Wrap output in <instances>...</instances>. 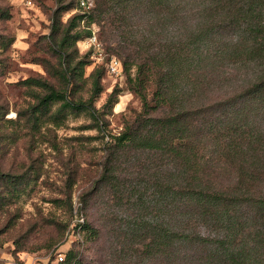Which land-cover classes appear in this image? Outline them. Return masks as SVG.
I'll return each mask as SVG.
<instances>
[{
	"label": "trees",
	"instance_id": "obj_1",
	"mask_svg": "<svg viewBox=\"0 0 264 264\" xmlns=\"http://www.w3.org/2000/svg\"><path fill=\"white\" fill-rule=\"evenodd\" d=\"M63 10L49 34L58 60L43 58L54 79L19 81L37 99L30 121L60 125L66 108L89 114L106 150L93 188L155 211L132 228L162 264H264V0H94L67 21ZM100 21L142 99L117 133L92 101L104 69L85 76L77 46ZM89 80L91 97L76 95ZM86 222L82 230L94 228ZM78 253L60 264H83Z\"/></svg>",
	"mask_w": 264,
	"mask_h": 264
},
{
	"label": "rangeland",
	"instance_id": "obj_2",
	"mask_svg": "<svg viewBox=\"0 0 264 264\" xmlns=\"http://www.w3.org/2000/svg\"><path fill=\"white\" fill-rule=\"evenodd\" d=\"M78 3L0 0V261L60 264L75 247L83 264H162L146 252L148 239L132 228L135 217L149 218L155 211H141L134 197H121L109 185L93 188L106 150L97 129L89 126V114L66 108L60 125L29 119L37 99L19 81L41 75L54 79L43 61L58 60L49 39L53 16L62 6L64 21L87 10ZM100 22L90 26L111 53L115 39L105 38ZM86 24V17L79 21L81 27ZM89 36L77 42L80 55L89 60L84 74L104 69L103 90L92 101L117 133L126 118L142 110V99L129 87L125 70L110 74L94 56ZM90 87L91 80L76 95L90 98ZM117 87V102L111 103L109 94ZM150 197L145 195L146 204ZM87 220L95 229L82 230Z\"/></svg>",
	"mask_w": 264,
	"mask_h": 264
},
{
	"label": "built area",
	"instance_id": "obj_3",
	"mask_svg": "<svg viewBox=\"0 0 264 264\" xmlns=\"http://www.w3.org/2000/svg\"><path fill=\"white\" fill-rule=\"evenodd\" d=\"M79 5L83 8L89 9L93 5L92 0H79ZM90 45L94 48V56L98 58L106 66L107 71L110 74L118 75L123 72V64L121 59L113 54L106 51L101 39L98 37L96 31H94L88 38ZM64 257L61 256V259Z\"/></svg>",
	"mask_w": 264,
	"mask_h": 264
}]
</instances>
